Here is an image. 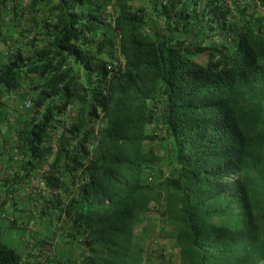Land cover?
<instances>
[{
    "label": "trees",
    "instance_id": "trees-1",
    "mask_svg": "<svg viewBox=\"0 0 264 264\" xmlns=\"http://www.w3.org/2000/svg\"><path fill=\"white\" fill-rule=\"evenodd\" d=\"M20 1L0 0V16ZM22 10L46 19L0 64V111L37 79L13 124V187L46 165V190L30 191L66 220L64 237L80 235L74 264H145L135 228L151 203L179 264H264V0H27ZM155 121L162 135L148 131ZM145 142L168 146L162 175ZM0 264H22L2 240Z\"/></svg>",
    "mask_w": 264,
    "mask_h": 264
},
{
    "label": "crops",
    "instance_id": "crops-1",
    "mask_svg": "<svg viewBox=\"0 0 264 264\" xmlns=\"http://www.w3.org/2000/svg\"><path fill=\"white\" fill-rule=\"evenodd\" d=\"M0 32H2L1 27ZM2 53L5 58L0 56V64L4 62L9 55L5 52V49ZM4 97H8L11 101L13 94ZM9 117L8 111L1 105L0 240L16 249L21 255L22 264H34V262L35 264H39L40 256L37 255V252H43L44 248H46V246L39 245L42 240L49 241L50 244L55 243L56 240V255L58 252L66 257H75V259H77L83 252L81 243L78 242L76 244L77 247L74 243L79 238H66L63 236L60 229L56 230L58 226L65 227L66 231L70 230L67 229L68 223L65 222L66 220L63 217L58 218L53 210L47 206L45 207L44 202L35 199L27 183L14 185L13 187V173L18 171L19 168L16 151L13 146L15 143L13 122L12 124L8 122L7 119H9ZM157 168L156 166L155 169ZM36 173L35 171L33 175ZM13 188L15 189L14 191ZM56 231L59 237H57ZM168 241L172 245V241ZM173 248L175 252H177V249L175 247Z\"/></svg>",
    "mask_w": 264,
    "mask_h": 264
},
{
    "label": "rangeland",
    "instance_id": "rangeland-1",
    "mask_svg": "<svg viewBox=\"0 0 264 264\" xmlns=\"http://www.w3.org/2000/svg\"><path fill=\"white\" fill-rule=\"evenodd\" d=\"M26 2L27 0H21L19 4L20 6H18L17 10L14 11L13 8H9L3 10L1 13L0 27L2 32H0V56L3 58H5L2 53L4 49L5 51H9L8 49L12 50L16 47H22L26 50V47L23 45L26 40L25 37L27 36L29 38L32 36V33L34 31L40 30L42 24L44 23L42 20L46 19L43 12L36 15L33 13L22 12V6H24ZM107 34L113 35L109 30L107 31ZM31 79L32 83L37 80L34 76H32ZM27 83H29V85L32 84L29 79L23 80V86L25 88L21 86L19 89H17V92L13 94V98H11V101L8 97L2 98V105L8 111L9 115L13 117L14 125L19 123V117L22 113V110L19 109V103H21V101L24 99V95L25 97L27 95H31V91L26 90L27 88H29V85H27ZM147 129L148 131L157 133L159 135L163 134V130L161 129L159 121H155L154 123L149 125ZM144 148L147 151L153 150L157 152L160 157H162L161 162L157 165V169L160 172V175H162L161 173H164L167 166H169L168 146L156 142H145ZM161 221L162 215L160 209L154 206L153 203H151L147 210L144 212V221L135 228L136 235L142 239V243L145 249V264H177V252H175L171 243L168 240H163V238H160L158 236V231L162 226ZM62 227L63 226H58L56 230L60 229L61 231H63ZM56 235L57 237H59L57 231ZM77 237L80 238V235H78ZM77 237L75 236L73 238L75 239ZM78 242L79 239L74 242L75 245ZM54 244L55 250H57L56 240ZM48 248L49 247L47 246L46 248H44L43 252H37V255L40 256L39 261L44 257ZM57 257L61 261L63 260L68 264H71L76 260L75 257H66L58 252ZM72 264H74V262Z\"/></svg>",
    "mask_w": 264,
    "mask_h": 264
},
{
    "label": "built area",
    "instance_id": "built-area-1",
    "mask_svg": "<svg viewBox=\"0 0 264 264\" xmlns=\"http://www.w3.org/2000/svg\"><path fill=\"white\" fill-rule=\"evenodd\" d=\"M5 51L7 54H10L11 50ZM24 107L28 108L30 107L31 101L29 98H26L24 101ZM12 121V119H10ZM46 169V165H43L40 169H38L37 173L35 175H31L29 178V186L32 188L33 193H42L46 190V186L44 183V180L41 177L42 172ZM163 176H167V173H165ZM55 244H50L47 252L45 253L44 257L40 259L39 264H68L67 262L61 261L57 255L55 250Z\"/></svg>",
    "mask_w": 264,
    "mask_h": 264
}]
</instances>
